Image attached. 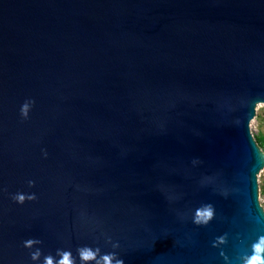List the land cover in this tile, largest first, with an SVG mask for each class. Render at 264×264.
Wrapping results in <instances>:
<instances>
[{
    "label": "water",
    "instance_id": "1",
    "mask_svg": "<svg viewBox=\"0 0 264 264\" xmlns=\"http://www.w3.org/2000/svg\"><path fill=\"white\" fill-rule=\"evenodd\" d=\"M259 106L264 0H0V264H264Z\"/></svg>",
    "mask_w": 264,
    "mask_h": 264
},
{
    "label": "clouds",
    "instance_id": "2",
    "mask_svg": "<svg viewBox=\"0 0 264 264\" xmlns=\"http://www.w3.org/2000/svg\"><path fill=\"white\" fill-rule=\"evenodd\" d=\"M29 110H30V105L29 103H25L22 108H21V115L24 117V118H27L28 116V113H29ZM30 186H31V182H30ZM25 195L23 194H17L16 196V201L20 204H23L25 202ZM27 199L31 200V199H35L34 196H29L27 197ZM199 215V213H198ZM210 215V214H209ZM33 243H38V241H35V240H28L25 242V246L26 247H30ZM79 253H80V257L82 260L84 261H88V260H91V259H94L95 258V253L91 250V249H81V250H78ZM96 251H99L98 249ZM259 251V248H257V252ZM40 253L39 251H37L35 254L32 255V259L33 260H36L38 257H39ZM58 256H61L62 258L59 259L58 261L56 260V264H72V260L70 259L71 257V253L68 252V251H64V252H58L57 253ZM114 257L113 254H106V255H103V259L105 261H108L109 264H110V261L111 259ZM53 257L51 255L45 257L44 259V264H53ZM259 260V256H253L251 258V260L248 262V264H256V261ZM116 264H123V261L122 260H116Z\"/></svg>",
    "mask_w": 264,
    "mask_h": 264
},
{
    "label": "rangeland",
    "instance_id": "3",
    "mask_svg": "<svg viewBox=\"0 0 264 264\" xmlns=\"http://www.w3.org/2000/svg\"><path fill=\"white\" fill-rule=\"evenodd\" d=\"M249 131L257 146L259 143V146H262L264 150V106H259L255 109V115L249 123ZM260 150L262 151L261 148ZM256 182L258 203L264 212V168H262L257 174Z\"/></svg>",
    "mask_w": 264,
    "mask_h": 264
},
{
    "label": "trees",
    "instance_id": "4",
    "mask_svg": "<svg viewBox=\"0 0 264 264\" xmlns=\"http://www.w3.org/2000/svg\"><path fill=\"white\" fill-rule=\"evenodd\" d=\"M260 144L258 143V146H259ZM261 149H262V152H264V150H263V147L262 146H259Z\"/></svg>",
    "mask_w": 264,
    "mask_h": 264
}]
</instances>
